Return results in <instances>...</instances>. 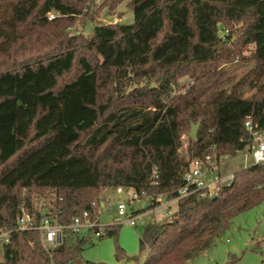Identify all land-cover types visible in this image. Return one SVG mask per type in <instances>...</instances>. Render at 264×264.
<instances>
[{"label":"trees","instance_id":"obj_1","mask_svg":"<svg viewBox=\"0 0 264 264\" xmlns=\"http://www.w3.org/2000/svg\"><path fill=\"white\" fill-rule=\"evenodd\" d=\"M90 1L0 0V56L9 59L0 66V228L13 231L0 264H91L82 260L83 240L47 250L38 232L14 230L20 207L39 216L35 199L52 195L47 206L61 225L83 212L96 218L106 188L171 199L183 185L180 138L192 124L200 122L190 158L213 146L223 158L245 150L247 118L264 131V0H128L133 24L68 36ZM122 1L110 0V7ZM49 13L61 17L48 20ZM234 24H241L242 44L253 46L254 67L226 89L218 67L232 52L219 26ZM33 29L32 43L45 34L52 45L10 60ZM185 78L187 86L180 84ZM246 88L254 94L245 97ZM263 202L264 164L234 172L215 196L180 199L170 220L144 226V264H187ZM156 207L150 201L134 214ZM119 226L105 227V235L116 237Z\"/></svg>","mask_w":264,"mask_h":264},{"label":"rangeland","instance_id":"obj_2","mask_svg":"<svg viewBox=\"0 0 264 264\" xmlns=\"http://www.w3.org/2000/svg\"><path fill=\"white\" fill-rule=\"evenodd\" d=\"M55 18L61 16L52 13ZM72 24L66 28L65 32L70 37L82 35L89 37L92 28L95 25L111 24L118 21L123 25H131L134 22L133 12L128 7V0L122 1L120 4L110 7V0H91L87 4V9L83 10L81 15L74 16ZM241 24H234L231 27L219 26V35L226 42L225 48L230 50L232 54L229 59L220 61L218 70L222 72L223 87L229 89L230 86L244 77L253 67L252 45H243L240 39ZM33 34H29L28 30L25 34L30 41L24 43L16 51V55L10 60L19 61L21 59L32 58L43 52L44 46H51L52 38L44 34L40 43H32L37 29L32 30ZM7 58L0 56V66L5 64ZM4 62V63H3ZM73 73L66 75L65 79H70ZM183 86L190 84V80L185 78L180 81ZM182 85H179L176 94L182 93ZM254 90L245 89L244 96L248 97L254 94ZM190 128L184 130L181 138V144L189 146ZM264 141V131L261 132ZM183 150L179 151L182 157ZM252 164V158L245 149L238 152L234 157H225L223 159V169L226 174H233ZM99 198L105 203L99 211V225L101 228L113 226L119 221L118 233L116 237L105 235L101 239H93L91 243H87L81 251L83 261L91 264H118L124 258L127 261H135L138 263L139 240L142 236L144 226L152 222H162L170 220L172 216L162 217L163 208L159 207L149 211L139 213V218L135 220L134 226L126 223V218L115 219L117 216L116 204L122 201L124 196L117 195L114 188H106L100 192ZM53 199L52 195L46 198L35 199L34 203L37 207H45ZM148 200L141 199L134 201L133 210H143L148 206ZM172 209L176 206L173 205ZM264 236V202L257 207L237 216L233 219L231 226L224 233L218 235L211 247L201 252L198 257L190 260L187 264H262L261 262V246ZM68 241H72L71 237H67ZM121 254L122 258L117 260V255ZM3 259V252L0 247V261Z\"/></svg>","mask_w":264,"mask_h":264},{"label":"built area","instance_id":"obj_3","mask_svg":"<svg viewBox=\"0 0 264 264\" xmlns=\"http://www.w3.org/2000/svg\"><path fill=\"white\" fill-rule=\"evenodd\" d=\"M47 17L48 20L55 18L52 13H49ZM117 22L114 21L113 24ZM244 128L250 136L246 150L252 158V164H264V141L262 140L261 132L251 123L250 118L245 120ZM180 140L182 142L183 138H180ZM181 150H183L182 157L185 159L186 167L182 174L183 185L177 189L175 197L167 199L164 195L150 196L145 192L139 194L132 187H115V193L124 196L123 200L118 201L116 204L117 216L115 219L126 218V223L134 226L135 220L140 215L134 214L135 211L132 204L134 201L141 199H146L148 202L153 201L157 204L156 208H163V218L173 216L175 209H172V206H176L180 199L193 195L200 198L215 196L223 187L229 186L233 181L234 173H224V158L217 155L215 146L210 148L209 153L198 158L189 157L187 145L182 144L179 151ZM158 178V170L156 166H153L151 185L156 186ZM99 211L94 219L87 212H83L75 216L69 224L61 225L50 215L51 210L48 206L40 211L38 217L30 214L24 207H20L15 215L14 230L16 232H38L40 243L47 250L57 249L68 241L67 237H71L72 240L80 239L86 243H91L93 239H101L106 234L105 230L99 225ZM117 222L114 225L120 224L119 221ZM12 232V230L0 228V247L8 244ZM260 254L261 262L264 264V236Z\"/></svg>","mask_w":264,"mask_h":264},{"label":"water","instance_id":"obj_4","mask_svg":"<svg viewBox=\"0 0 264 264\" xmlns=\"http://www.w3.org/2000/svg\"><path fill=\"white\" fill-rule=\"evenodd\" d=\"M199 127H200V122H198L196 124H192L190 126L188 138L191 141H196ZM147 255H148V253H141L137 264H144L146 261ZM118 264H136V263H135V261H127L126 259L122 258Z\"/></svg>","mask_w":264,"mask_h":264}]
</instances>
